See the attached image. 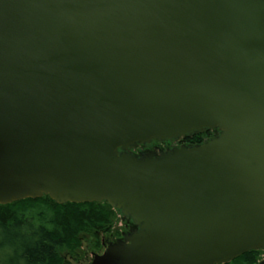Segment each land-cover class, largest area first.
Wrapping results in <instances>:
<instances>
[{
	"label": "water",
	"instance_id": "1",
	"mask_svg": "<svg viewBox=\"0 0 264 264\" xmlns=\"http://www.w3.org/2000/svg\"><path fill=\"white\" fill-rule=\"evenodd\" d=\"M45 196L134 223L93 264L264 250V0H0V206Z\"/></svg>",
	"mask_w": 264,
	"mask_h": 264
},
{
	"label": "trees",
	"instance_id": "2",
	"mask_svg": "<svg viewBox=\"0 0 264 264\" xmlns=\"http://www.w3.org/2000/svg\"><path fill=\"white\" fill-rule=\"evenodd\" d=\"M214 136L207 131L181 143L199 146ZM115 215L108 203L61 205L47 196L0 206V264H63L62 254L80 247L82 234L107 229ZM262 254L250 251L229 264H258Z\"/></svg>",
	"mask_w": 264,
	"mask_h": 264
},
{
	"label": "rangeland",
	"instance_id": "3",
	"mask_svg": "<svg viewBox=\"0 0 264 264\" xmlns=\"http://www.w3.org/2000/svg\"><path fill=\"white\" fill-rule=\"evenodd\" d=\"M213 133L215 134V136L218 135V131H213ZM177 144H183V143H181V141H167L164 143L153 142L152 144L147 146H137L135 150L133 149L131 150V153L135 155H140L151 151V150L145 151L146 149H150L153 147H156L158 149H164L166 147L168 148L170 146ZM115 214L116 215L113 219L111 226H109L107 229L100 232H94L92 234H82L80 237L81 238L80 247H78L73 251H65L62 254L64 258L63 264H91V262L93 263L95 260L94 258L95 254H102L104 252L105 248L102 245L103 239H105L108 242H111L113 239L117 240V238L121 237L122 236L121 232L124 231V229H126V224L129 225L128 222L130 220L125 218L122 215V213L118 210H115ZM124 238L125 236H123L120 240H124ZM258 251H263V254L260 257V261L258 263V264H263L264 250H258Z\"/></svg>",
	"mask_w": 264,
	"mask_h": 264
},
{
	"label": "flooded vegetation",
	"instance_id": "4",
	"mask_svg": "<svg viewBox=\"0 0 264 264\" xmlns=\"http://www.w3.org/2000/svg\"><path fill=\"white\" fill-rule=\"evenodd\" d=\"M181 146H186V145H184V144H177V145H173V146H170V147H166V148H164V149H158V148H156V147H153V148H150V149H146L145 151H148V150H151V151H154V152H156V154H161V152H168V151H170V150H172L173 148H176V147H181ZM160 150H162V151H160ZM164 150V151H163ZM129 225L128 224H126V229H124V231H122L121 232V237H119V238H117V240L115 239H113L111 242H108V241H106L105 239H103V242H102V245H103V247L105 248L104 249V252L102 253V254H95V256H94V258L96 257V256H101V255H103L104 253H105V251L107 250V248L110 246V245H112V244H115V243H117L123 236H127V235H129L130 234V232H132L133 230H135L136 229V226L134 225V224H132L133 222L130 220L129 222ZM64 263V262H63ZM91 264H93L92 262H91Z\"/></svg>",
	"mask_w": 264,
	"mask_h": 264
}]
</instances>
